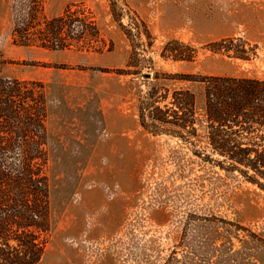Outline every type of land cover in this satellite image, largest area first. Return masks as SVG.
<instances>
[{
	"label": "rangeland",
	"instance_id": "374dc122",
	"mask_svg": "<svg viewBox=\"0 0 264 264\" xmlns=\"http://www.w3.org/2000/svg\"><path fill=\"white\" fill-rule=\"evenodd\" d=\"M23 1L0 0V79L48 94L53 224L40 264H264V192L198 158L204 141L153 136L139 114L156 73L264 79V0H42L47 18L72 7L94 19L100 51L16 45ZM222 39L255 56L213 54ZM172 49L195 59H165ZM165 85L201 104V86Z\"/></svg>",
	"mask_w": 264,
	"mask_h": 264
},
{
	"label": "trees",
	"instance_id": "16d2710c",
	"mask_svg": "<svg viewBox=\"0 0 264 264\" xmlns=\"http://www.w3.org/2000/svg\"><path fill=\"white\" fill-rule=\"evenodd\" d=\"M23 2L12 32L16 45L100 51L97 24L80 8L47 18L42 0ZM246 47L242 39H222L209 48L249 62L255 55ZM194 54L172 49L163 57L193 61ZM153 79L139 107L145 131L193 148L204 141L206 152L194 149L198 158L238 172L264 192V79L168 73H156ZM169 82L201 86V104L194 91H171L165 85ZM48 102L41 82L0 79V264H40L46 252L53 224Z\"/></svg>",
	"mask_w": 264,
	"mask_h": 264
}]
</instances>
